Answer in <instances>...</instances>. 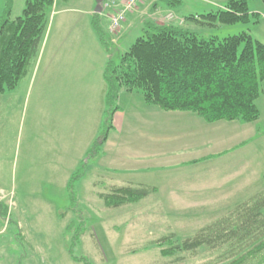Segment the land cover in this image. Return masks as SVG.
<instances>
[{
	"label": "rangeland",
	"instance_id": "obj_1",
	"mask_svg": "<svg viewBox=\"0 0 264 264\" xmlns=\"http://www.w3.org/2000/svg\"><path fill=\"white\" fill-rule=\"evenodd\" d=\"M26 1L12 0L9 5V0H0V24L22 16ZM98 1L55 0L37 65L30 67L14 91L0 94V201L9 209L7 222L0 216V264H218L224 250L185 254L173 262L162 255L156 241L174 235L182 243L264 191V83L257 123L222 121L231 127L246 125L230 138V144L247 141L242 153L232 158L210 164L190 162L213 153L224 136L216 129L190 135L189 130L207 129L197 114L166 112L147 105L140 92H123L113 127L96 152L101 155L91 159V150L79 165L72 121L58 107L61 99L55 93L59 67L50 58L53 53L65 55L80 31L93 27ZM104 1L109 8L102 5L98 20L109 51L93 33L105 63L112 56L118 64L119 57L146 35L148 23L170 24L165 19L169 14L199 39L223 40L249 32L264 44L262 0H249L250 10L259 15L257 22L233 25H209L201 17L223 9L229 0H181L177 6L143 0L126 13L115 33L108 19L115 9L113 0ZM186 116L197 117L204 129L177 122L176 117ZM104 125L103 116L92 139L98 141ZM144 159L152 162L146 160L147 166L136 162ZM231 166L229 181L218 176L204 180L210 168L217 175ZM80 169L82 175L69 185L72 173ZM233 178L236 182L226 185ZM126 181L156 191L135 203L109 207L102 194L110 193L113 185L127 186L121 185ZM245 182L249 184L242 185Z\"/></svg>",
	"mask_w": 264,
	"mask_h": 264
},
{
	"label": "trees",
	"instance_id": "obj_2",
	"mask_svg": "<svg viewBox=\"0 0 264 264\" xmlns=\"http://www.w3.org/2000/svg\"><path fill=\"white\" fill-rule=\"evenodd\" d=\"M178 5L181 0H165ZM264 2V0H262ZM12 0H9L11 5ZM55 0H27L23 14L0 24V94L14 91L39 58ZM249 0H229L217 12L203 15L209 25H233L258 19ZM102 45L109 51L98 14L92 22ZM140 37L116 64L111 56L105 68L107 111L105 130L92 148L95 156L113 127L122 92H140L146 104L166 112H192L207 123H257V101L263 94L264 44L249 32L220 40L199 39L175 24L148 23ZM242 50L240 51V48ZM82 171L71 177L73 185ZM113 185L104 195L109 207L135 203L153 194L154 188ZM8 206L0 205L7 222ZM11 220H9L10 223ZM174 235L156 241L161 253L173 262L183 255L220 250L218 264H264V191L236 206L232 213L182 243Z\"/></svg>",
	"mask_w": 264,
	"mask_h": 264
},
{
	"label": "crops",
	"instance_id": "obj_3",
	"mask_svg": "<svg viewBox=\"0 0 264 264\" xmlns=\"http://www.w3.org/2000/svg\"><path fill=\"white\" fill-rule=\"evenodd\" d=\"M122 3L123 0H120V2H118L117 4L119 6H122ZM93 30V27L85 26L80 31V35L77 36L73 43L70 45L65 55L58 57L57 55H61L60 53H53L50 58L51 64L56 63L59 67L58 71L56 72L57 87L55 93L61 99V103L58 107H61L64 111V115L69 118L70 121H72V140L77 141V156L79 158V165L82 163L89 151H91L94 145L97 143V140H95V138L92 139L91 135H95V127L97 126V123L99 122L101 117L106 116L107 111V82L105 80V68L107 66V63L104 62V55H102L100 51L99 43L94 37ZM109 58L110 56L108 57V60ZM37 61L35 62L34 66L37 65ZM130 93L133 94L134 92ZM118 111L119 108L117 112ZM176 120H178L177 122L185 121L187 123H196L197 125H199L196 129H204L202 127V123L198 121L199 119L194 116H186L182 118L176 117ZM204 122L207 126L206 130H196L193 133L192 130H189L188 134L202 135L208 132V130L210 131L216 129L217 133L219 135L222 134L224 137H222L218 142H216L217 147L213 153H206L205 155L198 156L190 162L210 164L212 160H224L230 155V158H232V156L242 153L241 148L247 144V141H238L234 142L233 144H230V142H232L230 138L232 135H235L237 132H240L242 128L246 127V125H236L235 123V127H231L234 125L217 122L213 123L214 127L210 129L209 125H207L210 123H207L206 121ZM148 123L155 125L156 122L151 121ZM226 145H230L229 148ZM74 151L76 152V147H74ZM100 155L101 153L98 156L97 154L95 156H91V159L97 158ZM140 159L141 157H136V160ZM241 159L243 161L242 164L246 165V162H244V160H246V156L243 155ZM146 160H150L148 161L150 163L152 162V159H144L142 161L136 162L140 163L141 166H147L145 165V163H148ZM233 170L234 167L231 166L225 173H218L217 175H215V173H213L210 168V173L206 172L204 180L210 181L213 178L217 179L218 176L223 177L225 181H229L232 177L231 174ZM80 171L83 170H76L72 173V176ZM132 182L126 181L123 182L121 185H127L128 183L135 184ZM234 182H236V179L232 180L231 182H228L227 184L225 182V184L232 185ZM136 183H138L137 185H142L141 182ZM246 184H249V182H245L242 185ZM232 188L236 189V187Z\"/></svg>",
	"mask_w": 264,
	"mask_h": 264
},
{
	"label": "built area",
	"instance_id": "obj_4",
	"mask_svg": "<svg viewBox=\"0 0 264 264\" xmlns=\"http://www.w3.org/2000/svg\"><path fill=\"white\" fill-rule=\"evenodd\" d=\"M142 2L143 0H123L122 6H119L116 1L113 0L112 4L115 9L111 12L112 15L109 16L110 31L115 33L119 26L125 21L126 13L134 9L137 4ZM104 8H109V5L105 3ZM167 19L172 21L174 19V15L169 14Z\"/></svg>",
	"mask_w": 264,
	"mask_h": 264
},
{
	"label": "water",
	"instance_id": "obj_5",
	"mask_svg": "<svg viewBox=\"0 0 264 264\" xmlns=\"http://www.w3.org/2000/svg\"><path fill=\"white\" fill-rule=\"evenodd\" d=\"M102 2L103 0H99L96 8V14H99L102 12Z\"/></svg>",
	"mask_w": 264,
	"mask_h": 264
}]
</instances>
